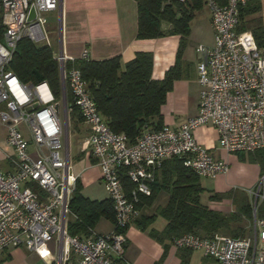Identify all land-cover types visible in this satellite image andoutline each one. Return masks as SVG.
Here are the masks:
<instances>
[{
	"label": "built area",
	"instance_id": "2783aa9c",
	"mask_svg": "<svg viewBox=\"0 0 264 264\" xmlns=\"http://www.w3.org/2000/svg\"><path fill=\"white\" fill-rule=\"evenodd\" d=\"M202 1L209 11L213 43L195 48L197 111L178 127L145 128L134 142L113 132L97 111L80 71L66 67L74 58L65 54L62 42L53 52L65 100L68 91L87 126L81 150L95 161L114 213L111 232L92 230L78 237L67 230L78 178L70 163V105L62 102V93L57 102L46 82L23 83L8 70L21 40L46 41L49 46L45 15L56 13L63 0H0V122L15 154L8 158L11 171L0 169V253L21 246L39 251L56 241L55 264H130L124 256L126 231L140 215V196L151 195L163 161L182 158L184 166L202 179L229 173V163L198 143L195 130L213 128L219 149L227 154L264 149V46L248 43L238 31L240 9L247 0ZM81 59H88L86 50ZM126 181L131 189H125ZM248 194L252 221L246 236L185 234L174 238L170 248L200 251L216 264H264V173Z\"/></svg>",
	"mask_w": 264,
	"mask_h": 264
},
{
	"label": "trees",
	"instance_id": "16d2710c",
	"mask_svg": "<svg viewBox=\"0 0 264 264\" xmlns=\"http://www.w3.org/2000/svg\"><path fill=\"white\" fill-rule=\"evenodd\" d=\"M137 5V38L156 39L164 35L162 25L169 26L167 33L179 37V46L175 63L165 71L161 80L152 79L153 55L151 52H137L122 69L120 57L96 61L74 59L66 67H74L86 81L89 94L102 120L115 133L124 134L134 142L145 128L157 130L163 124L161 107L166 102V95L172 90L173 83L183 77L182 53L187 46L190 25L195 11L202 7L201 0H134ZM257 6L246 5L240 9L238 31L250 32L253 44L264 46V29L250 26L245 16ZM8 70L23 83L39 84L46 82L56 100H60L62 84L58 63L53 59V50L47 45L38 46L27 39L21 40L16 47ZM66 100L70 105L69 120L74 129L83 123L77 109L72 103L68 91ZM84 124V123H83ZM240 154V153H237ZM251 154H259L264 163V149ZM200 178L191 169L184 166L182 158L173 157L162 162L151 185L150 196H140L138 209L151 207L160 192L168 194L164 207L157 209L165 220L162 231L150 229L156 215H143L135 221L136 227L146 232L152 240L162 246L163 253L154 264H164L174 238L185 234L212 237L226 234L231 237H244L252 221L250 200L243 195L236 196V190L226 192H209L208 201L222 202L228 200L233 206L231 213H223L201 202L205 191ZM130 182L125 189H131ZM82 184L77 178L75 189L69 203L67 230L70 236L86 237L101 220L114 223L113 206L107 197L101 201L90 200L82 194ZM263 214V207L258 217ZM180 264H187L191 251L178 250Z\"/></svg>",
	"mask_w": 264,
	"mask_h": 264
},
{
	"label": "crops",
	"instance_id": "0c3cea01",
	"mask_svg": "<svg viewBox=\"0 0 264 264\" xmlns=\"http://www.w3.org/2000/svg\"><path fill=\"white\" fill-rule=\"evenodd\" d=\"M202 4L204 5L203 1ZM52 14L54 15V17H56V14L58 15L56 29L59 28V42L61 40L65 54L74 59H81L82 53L86 50L88 59L90 60L102 61L114 57H120V63L123 69V66L128 61L133 59L137 52H151L153 55L152 79L154 80H161L164 77L165 71L168 70V68L172 67L175 63L177 49L174 52V47L177 42H179L178 36L176 38L161 37L158 39L137 38V5L134 0H63L60 10ZM51 23H49L48 21V24L51 25ZM52 24L55 25L54 23ZM207 25L211 30L213 43V33L210 24V17H207ZM166 26V24L162 25L164 35L166 34V31L169 30V26ZM190 35L191 32L188 38L190 37ZM155 47L156 56L153 54ZM187 50L188 49L186 47L184 52L182 53V75L187 77H182V79L174 82L173 90L168 94L166 103L161 107L160 110L161 115L163 116V124L171 127L180 126L189 117L194 116L197 111L200 90L196 70L198 55H195V49L191 51ZM192 70L195 71L194 81L190 76ZM192 84L194 85V93L191 90ZM190 91L194 94L193 98L190 97ZM173 92L175 96L171 97V101L174 102V107H177L178 105L177 100L180 101L183 99H188L189 102H191L192 110L188 113V115L177 116L178 114L177 112L175 114L174 107L171 109V105L168 104V100L169 96H171ZM85 132H87V128ZM215 136L217 141L216 132ZM196 140L203 147L207 148L214 156V158L225 159L227 161L226 157L228 154L221 149H218V145L213 146L212 144H210L207 146L202 141V137H197ZM79 156L81 158L79 160L81 168L78 169L77 175L83 187V196L90 200L96 201L106 199L107 193L101 181L99 169L95 165V161L92 158L85 157L84 153L81 150V144ZM253 172L254 173L253 175L251 174L252 176L250 181L245 184L247 187H251V189L257 182L258 177L261 174V170L260 168L255 167ZM214 180L220 182L219 187H217L218 193L226 192V190L230 189L232 186V184L228 183H232V181H234L233 176L229 173L224 176H219ZM225 181H228V186H224L225 183L223 182ZM89 184H94L96 188L99 187L101 192L98 195H95V192L93 191L88 192V195L84 194L86 186ZM221 186L222 188H220ZM227 203L230 204V210L226 208L229 207ZM208 204L210 208L222 211L223 213H227V211L228 213H231L233 211V206L228 200H224L219 203L210 202ZM141 213L142 210L140 211L139 217L141 216ZM135 221L126 231L127 246L125 245V252L126 247L129 246V241H132V243L134 242L133 245L138 244L143 247L147 246L146 244H151L152 247L158 246L156 250H159L158 252L162 251L157 242L149 238V236L145 234L146 232H142L138 229V227H136ZM102 224H109L111 227L103 228ZM94 229L97 233L104 234L111 231L112 223L101 219ZM129 251L132 254L134 252V249H130ZM162 253L163 252H161L160 257ZM58 254L59 245L56 241L45 244L39 251H29L23 246L18 248L10 247L0 253V264H55ZM130 255L125 258L130 264H134L135 261L133 262V258ZM174 255H177V251L169 248L168 255L164 261V264H173L174 261H169L174 257ZM174 264H180V260L178 259Z\"/></svg>",
	"mask_w": 264,
	"mask_h": 264
},
{
	"label": "rangeland",
	"instance_id": "374dc122",
	"mask_svg": "<svg viewBox=\"0 0 264 264\" xmlns=\"http://www.w3.org/2000/svg\"><path fill=\"white\" fill-rule=\"evenodd\" d=\"M67 1V0H66ZM248 5H250V8L252 6H257L256 10H252L249 13L246 14L245 16V21L248 25L250 26H259L264 29V0H247ZM46 18L48 19L49 23H54L53 25L51 23L47 24L45 27L46 33H47V39L49 41V46L53 52L57 53L59 51V28L56 29L57 26V18L58 15L56 14V17L51 14H46ZM207 17H210L208 10L204 5H202L200 10L195 11V17L191 22L190 25V31L191 35L188 38L187 42V51L194 50L198 45H212V35H211V30L207 25ZM167 27V26H166ZM243 35V38L248 42V43H253L252 40L250 39V32L249 31H244L241 32ZM65 37V36H64ZM162 38H176V34L172 33H167L161 36ZM159 37V38H161ZM158 39V38H157ZM172 40V39H171ZM170 41V40H169ZM38 46L42 45H47L46 41L39 42L37 44ZM177 46H179V42L175 45V50H178ZM161 47V46H160ZM185 47V48H186ZM153 50V49H152ZM185 50V49H184ZM184 52V51H183ZM195 53V51H194ZM153 54L156 56V47L154 48ZM160 54V53H157ZM196 55V53H195ZM174 57V54H173ZM191 78L194 81L195 79V71H191ZM187 77V76H183ZM182 79V78H181ZM174 84V83H173ZM173 90V87H172ZM169 91L166 95V100L167 96L170 92ZM192 92L194 93V85L192 84L191 88ZM190 91V97L193 98V93ZM175 94L169 96L168 104L171 105V109L174 107V102L171 101V97H174ZM182 101V102H180ZM177 100V107H174V112L177 116H184L188 115L189 112H191V102H189L188 99H183V100ZM59 102V101H57ZM166 103V102H165ZM173 112V113H174ZM87 126L83 123H81L79 126H76V129H74L73 125L70 124V141H69V152H70V163L72 164L74 168V173H78V169L81 168V164L79 160L81 159L79 156L80 153V144L84 140V138L87 136L86 131ZM198 134V136H197ZM195 138L197 137H202V141L204 142L205 145H210L212 144L213 146L217 145L216 141V136H215V131L212 128H203L200 127L194 132ZM6 138V128L5 126L0 122V169L4 172L6 171H11L10 170V165L8 158L9 157H14L15 154L13 152V149L9 147L5 141ZM218 147V146H217ZM219 149V147H218ZM216 153V152H215ZM227 161L229 162L230 165V172L229 174L233 176L234 181L232 183L231 188L226 190L229 191L231 189L236 190L235 194L236 196H239L240 194L243 196H246L249 199V194L248 190L251 189V187H247L245 184L250 181L251 176L253 175V171L255 167L260 168L261 173H264V163L259 160V154H251V153H240V154H228L227 155ZM225 160V159H224ZM252 174V175H251ZM228 182V181H227ZM227 182L225 183L224 186H228ZM200 183L202 187L205 189L203 194L201 195V202L205 205L209 203L208 201V196L209 192H217L219 187L220 182L217 180H211V179H201ZM222 184V183H221ZM97 185V184H96ZM234 187V188H233ZM222 188V186L220 187ZM95 192V195H98L101 191L99 187H95L94 184L87 185L86 189L84 191V194L88 195V192ZM221 193V192H220ZM168 194L166 192H160L151 207H143L142 213L143 215H156V218L154 221L151 223L150 227L148 228V231L150 229H155L158 231H162L165 227V220L164 218L160 215L157 214V209L164 207L168 201ZM225 205V204H223ZM229 207H226L230 210V204L227 203ZM234 209V208H232ZM228 213V211H227ZM226 213V214H227ZM252 216V212H251ZM107 221V220H106ZM111 223V222H110ZM102 227H108L110 228L111 226L109 224H102ZM112 229H113V223H112ZM111 229V231H112ZM109 231V232H111ZM108 233V232H107ZM147 234V233H145ZM148 235V234H147ZM134 243V242H133ZM132 241H129V246L126 247V252L124 254L125 257H128L131 252L129 251L130 249H134V252L130 255L133 258L134 264H154L155 261H158V258L160 257L161 252H163L162 246L157 243L162 251L158 252L159 250H156L158 246L152 247L151 244H146L147 246L143 247L138 244L133 245ZM127 246V243L125 244ZM124 245V248H125ZM128 250V252H127ZM129 254V255H128ZM188 263L187 264H216L215 261L211 258H205L203 257V254L200 251H192L189 255ZM179 259V253L177 255H174L173 258L170 259L169 262L174 261V263L177 262ZM180 260V259H179ZM173 263V264H174ZM133 264V263H132Z\"/></svg>",
	"mask_w": 264,
	"mask_h": 264
},
{
	"label": "water",
	"instance_id": "95a60500",
	"mask_svg": "<svg viewBox=\"0 0 264 264\" xmlns=\"http://www.w3.org/2000/svg\"><path fill=\"white\" fill-rule=\"evenodd\" d=\"M60 8H61V4H60V7H59V10H60ZM32 16H33V11H32V13H31V17H32ZM60 42H61V40H60ZM61 77H62V76H61ZM62 102H63V103H66L64 87H63V93H62Z\"/></svg>",
	"mask_w": 264,
	"mask_h": 264
}]
</instances>
